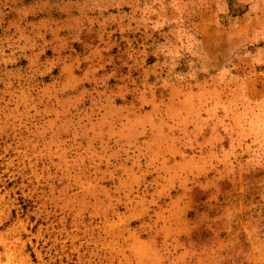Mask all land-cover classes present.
<instances>
[{"label":"rangeland","instance_id":"374dc122","mask_svg":"<svg viewBox=\"0 0 264 264\" xmlns=\"http://www.w3.org/2000/svg\"><path fill=\"white\" fill-rule=\"evenodd\" d=\"M0 264H264V0H0Z\"/></svg>","mask_w":264,"mask_h":264}]
</instances>
